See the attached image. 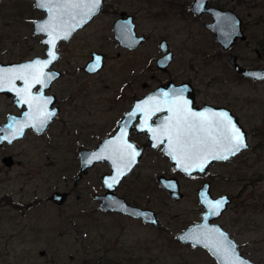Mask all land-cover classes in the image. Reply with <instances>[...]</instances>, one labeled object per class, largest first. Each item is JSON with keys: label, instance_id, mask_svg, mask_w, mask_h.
I'll return each instance as SVG.
<instances>
[{"label": "rangeland", "instance_id": "374dc122", "mask_svg": "<svg viewBox=\"0 0 264 264\" xmlns=\"http://www.w3.org/2000/svg\"><path fill=\"white\" fill-rule=\"evenodd\" d=\"M191 1L107 0L100 13L59 42L62 55L53 67L65 72L49 87L59 113L43 132L29 128L24 137L0 144V264H217L206 249L177 238L200 219L204 208L196 192L205 179L213 195L231 197L216 220L242 253L264 264V79L240 76L228 62L233 52L242 65H264V0H209L242 18L246 37L226 50L205 24L211 14H195ZM120 12L132 14L136 33L146 36L134 48L114 34ZM43 15L33 0H0V61L43 55L42 35L32 25ZM162 38L172 51L165 70L156 64ZM92 50L103 53L104 64L88 72L83 66ZM170 79L190 82L198 102L230 108L247 131L249 147L213 161L204 175L190 176L161 148L145 147L115 191L152 208L159 218L154 226L100 207L93 194L105 191L107 161L88 167L77 183L75 177L79 150L113 132L134 97ZM11 112L19 108L0 92V124ZM7 154L12 165L2 161ZM159 174L176 176L182 196L172 197L157 181ZM55 189L67 191L63 202L50 198Z\"/></svg>", "mask_w": 264, "mask_h": 264}, {"label": "water", "instance_id": "95a60500", "mask_svg": "<svg viewBox=\"0 0 264 264\" xmlns=\"http://www.w3.org/2000/svg\"><path fill=\"white\" fill-rule=\"evenodd\" d=\"M33 1L38 9L44 11V15L41 18H34L32 20V25L34 32L42 35L40 42L46 45L45 56L37 55L24 60L0 61V74L6 73L10 79V82L0 84V92L12 96L13 103L21 110L19 113H8L6 120L0 124V144L4 141L11 143L16 139L24 137L28 128H32L35 132H43L48 124L55 118L58 112L57 105H54L56 96L54 93H46V89L50 87L53 80L60 76V71L51 67L53 62L59 58L60 52L57 49L58 44L61 40L70 39L79 28L87 23L94 15L99 13L105 0H99V5L91 12L85 7V5L91 3V0H53L54 3L79 4L81 7H59L53 8L52 11H49L48 8L39 7L38 0ZM208 2L209 0H192L190 8L196 14H201L202 12L211 14L212 20L206 21L205 24L213 31L215 39L220 43L221 47L223 49H228L237 39H244L246 35L242 28L241 17L230 8H221L219 6L210 5ZM42 24L55 25L56 36L54 38L56 48L54 51L56 52L57 59L49 63L46 68L35 69V71L43 72L46 75L51 74L52 78L46 80L45 84L41 85L31 82V76H29L31 84L29 89L30 95H25L23 93L26 87L25 81L16 77L27 75V73L19 70L38 59L42 61L50 59L47 53L52 50V48L47 41L53 37L39 30ZM113 31L118 41L129 48L138 46L146 38L144 34L136 33L133 15L125 12H121L113 21ZM159 47L162 51V55L156 60L157 66L165 70L172 58V51L168 49V42L165 38L160 40ZM103 59L102 52L92 50L91 57L87 60L83 68L88 72H95L103 66ZM228 62L242 75L255 79H264V67L243 66L238 61L237 55L233 52H229ZM36 86H38L37 90H35ZM179 89L184 90L183 99L189 102L188 106L194 112H226L244 134L246 147L240 149L235 154H228L225 151L224 144L211 147L209 149L210 152H214L218 156L227 155L228 158H230L249 147L247 131L239 121L238 116L235 115L230 108L224 105H213L208 103L202 106L194 105L195 95L193 86L188 81L175 83L170 79L166 83H160L144 95L132 100L129 109H127L118 120L117 128L112 134L104 136L95 147L82 148L78 152L80 166L75 177V183L82 177L87 168L94 163L105 160L109 164L110 170L104 172L101 177L105 191L93 194L94 198L100 200V207L102 209L122 212L132 217L140 218L154 226L159 224V218L152 208L131 203L115 191L120 180L127 175L139 161L146 146L157 148L162 144L161 150L170 159L173 166L188 176L194 173L204 175L211 162L215 160H226L219 158L212 159L211 155H208L207 160H197L195 162L185 161L180 156H177L175 159L173 158V155L170 153L168 136L162 130L175 119L177 105L173 103L174 91ZM17 90H19V94ZM32 97H36V99L33 100L31 99ZM25 100H29L30 103H26ZM44 100H47L48 103L45 104L43 102ZM138 106H144L147 110V123H145V113L137 111ZM170 108L172 111H169ZM133 112H135V116L129 119V114ZM45 113H50L51 115L48 116L43 125H41L40 120L44 117ZM157 113H159V115L156 117L155 121H153V115ZM137 118L139 120L135 123L134 127L140 132L147 131L148 133V141L143 144H138L129 137L130 130L133 127L132 123ZM149 128L156 129L157 131L155 133L150 132L148 131ZM121 132H124L123 139L120 138ZM125 141L131 144L132 148L135 150V155L133 157H129L127 150L124 149ZM95 156H99L100 158L96 159ZM2 161H4L6 165H12L14 159L11 154H7L2 157ZM198 163L203 164V171L199 170L197 167ZM189 165L191 166L189 167ZM186 167L188 168L187 171H185ZM157 181L162 187L169 191L172 197L179 198L182 196L183 192L180 189V182L176 176L159 174L157 176ZM109 184L112 186L109 187ZM66 197L67 191L57 189L53 190L50 194V198L58 203L63 202ZM197 198L204 208L200 212V219L179 231L177 233V238L182 242H188L193 246H200L206 249L217 264H229V261L224 259L222 254L217 253L213 247L209 246V242L221 244L225 248L230 247L234 249L235 256L240 257V260H233L232 264H241V262H243V264H258L241 252L238 242L221 223L216 221L227 208L231 199L230 196L227 193L214 196L210 190V183L208 181H203L197 188ZM206 200H210L213 203L217 200L224 201L222 208L218 210V214L210 212L208 205L205 203Z\"/></svg>", "mask_w": 264, "mask_h": 264}, {"label": "snow or ice", "instance_id": "6c2138e0", "mask_svg": "<svg viewBox=\"0 0 264 264\" xmlns=\"http://www.w3.org/2000/svg\"><path fill=\"white\" fill-rule=\"evenodd\" d=\"M39 7L48 8L52 11L53 8L59 7H81L79 4H69V3H54L53 0H38ZM99 5V0H91L89 5H85L88 11L91 12ZM40 31L46 32L52 39H49L47 43L51 45L52 50H50L47 55L50 59L48 60H36L31 64L25 65L19 71L27 73V75L18 76L16 78L23 79L25 81L26 87L23 90L25 95H30V81L29 76H31V82L36 84H45L46 80L52 78L51 74L46 75L43 72H37L35 69L46 68L49 63L57 59L55 43V25L53 24H42L40 25ZM98 63V58H97ZM5 82H10L8 74H0V84ZM18 94H19V90ZM183 89L174 91L173 103L177 105L175 119L172 123L167 125L162 131L167 134L170 153L175 159L177 156L182 157L185 161H197V160H207L208 155H211L212 159H227V155L218 156L214 152H210L211 147L224 144L225 151L228 154H235L240 149L245 148L246 144L244 142L245 137L242 131L237 127V125L232 121L226 112H194L189 106V102L183 99ZM23 98V97H22ZM31 99H36L32 97ZM26 103H30L29 100H25ZM45 104L48 103L47 100L43 101ZM137 111L145 113V123H147L148 113L144 106H138ZM169 111H172L170 108ZM50 113H45L44 117L40 120L41 125L45 122ZM135 116V112L129 114V119ZM148 131L155 133L157 130L149 128ZM124 132H121V139H123ZM124 149L127 150L128 156L133 157L135 155V150L132 148L131 144L127 141L124 142ZM99 159V156H95ZM123 158V157H122ZM179 162V161H178ZM191 165H189L190 167ZM197 167L199 170L203 171V164L198 163ZM188 168H185L187 171ZM109 187L112 185L109 184ZM205 203L208 205L210 212L213 214H218V210L222 208L224 201L217 200L214 203L210 200H206ZM207 239V237H206ZM209 246L213 247L217 253L222 254L223 258L232 264L233 260H240V257L235 256V250L232 248H225L221 244H214L209 242ZM243 264V262H241Z\"/></svg>", "mask_w": 264, "mask_h": 264}, {"label": "flooded vegetation", "instance_id": "af4514ba", "mask_svg": "<svg viewBox=\"0 0 264 264\" xmlns=\"http://www.w3.org/2000/svg\"><path fill=\"white\" fill-rule=\"evenodd\" d=\"M107 0H105V2H106ZM105 2L103 3V5H102V7H101V9H100V11H99V13L101 12V10L103 9V6H104V4H105ZM192 2V1H191ZM191 2H190V4H191ZM189 7H190V5H189ZM191 9V8H190ZM192 10V9H191ZM193 11V10H192ZM121 13V12H120ZM126 13V12H125ZM97 15V14H96ZM95 15V16H96ZM94 17V16H93ZM92 17V18H93ZM91 18V19H92ZM115 20V19H114ZM90 21V20H89ZM241 24H242V26H243V21H242V18H241ZM112 25H113V23H112ZM244 31V30H243ZM244 33H245V31H244ZM246 35V34H245ZM246 37V36H245ZM245 39V38H244ZM238 40V39H237ZM236 40V41H237ZM240 40H242V39H240ZM235 41V42H236ZM45 50H46V46H45V49H44V52H43V55L45 54ZM60 52V54H59V57L62 55V50L61 51H59ZM35 56V55H34ZM237 59H238V56H237ZM57 61V60H56ZM55 61V62H56ZM238 61H239V59H238ZM241 64V63H240ZM53 65H55V63L53 64ZM242 65V64H241ZM243 66H249V65H243ZM250 66H252V67H260L261 65H259V66H253V65H250ZM261 67H264V65L263 66H261ZM54 68H56V67H54ZM59 69V68H58ZM60 70V76H59V78L64 74V70L63 69H59ZM237 72V71H236ZM240 76H244V77H249V76H245V75H242L241 73H239V72H237ZM251 78V77H250ZM56 79H58V77L56 78ZM56 79H55V81H56ZM252 79H254V80H257V79H255V78H252ZM52 84V83H51ZM51 86V85H50ZM38 87V86H37ZM37 87H35V89H37ZM48 90V93H53V92H50V90H49V88L47 89ZM55 94V93H54ZM145 93H143L142 95H144ZM142 95H140V96H142ZM55 102H54V105L56 104L57 105V107H58V112H57V114L59 113V110H60V105H59V103H58V101H57V95L55 94ZM140 96H138V97H140ZM135 98H137V97H134L133 99H135ZM132 99V100H133ZM194 102H193V104L194 105H196V106H202L203 104H205V103H208V104H213V105H218V104H214V103H211V102H205V101H203V102H198L197 100H196V98L194 97ZM131 103H132V101H131ZM131 103H130V105H131ZM130 105L128 106V108L130 107ZM220 105V104H219ZM127 108V109H128ZM126 109V110H127ZM20 111V110H19ZM125 111H123L122 112V114H121V117H122V115H123V113H124ZM159 115V113H157V114H155V115H153V118H152V120L153 121H155V119H156V117ZM55 119V118H54ZM119 120V119H118ZM118 120L116 121V125H117V123H118ZM138 118L137 119H135L134 121H133V123H132V128H131V130H130V133H129V137L132 139V140H134L135 142H137L138 144H143V143H146L147 141H148V133H147V131H142V132H140V131H138L135 127H134V125H135V123H137L138 122ZM117 127V126H116ZM114 132V131H113ZM113 132H111L110 134H112ZM110 134H107V135H110ZM146 147H149V146H146ZM159 148H161L162 147V144H160L159 146H158ZM157 147V148H158ZM162 151V150H161ZM13 157V156H12ZM14 159V158H13ZM140 161H141V159H139V162H137L136 163V165L133 167V169L140 163ZM132 171V170H131ZM207 173V172H206ZM205 173V174H206ZM204 181H208L209 183H210V190H211V181L209 180V179H205ZM203 182V181H202ZM201 182V183H202ZM198 188V187H197ZM222 214V213H221Z\"/></svg>", "mask_w": 264, "mask_h": 264}]
</instances>
